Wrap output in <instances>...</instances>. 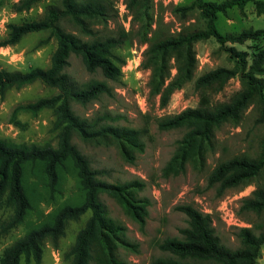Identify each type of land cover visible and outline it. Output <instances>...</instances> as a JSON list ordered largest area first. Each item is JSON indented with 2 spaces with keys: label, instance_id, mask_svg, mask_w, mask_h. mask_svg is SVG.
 <instances>
[{
  "label": "trees",
  "instance_id": "1",
  "mask_svg": "<svg viewBox=\"0 0 264 264\" xmlns=\"http://www.w3.org/2000/svg\"><path fill=\"white\" fill-rule=\"evenodd\" d=\"M43 1L19 0L13 4V10L28 12ZM126 1L135 19L141 14L148 15L151 0ZM250 3L256 5L258 14H264V0H193L188 5L177 6L174 13L183 21L198 12L201 26H187L160 38L145 52L143 64L151 71V93L160 96L163 108L176 90L194 80L197 43L215 39L234 63L231 69L220 67L194 81V89L200 93L199 107L158 121L161 131L185 132L163 169L165 178L184 173L189 164H203L207 152L214 148L216 131L227 123L239 124L251 105L258 106L256 122L264 127V46L254 53L251 62L246 52L227 46L258 40L264 37V29L222 33L218 28L220 14L226 15L234 8L243 10ZM118 18L114 0H60L59 6H46L42 19L7 25V35L0 41V48L15 46L27 35L41 31H50V37L57 41L48 68L36 67L26 72L0 69V96L37 82L58 90L55 96L17 106L12 116V122L20 125L17 118L20 112L36 115L44 109L52 110L58 143L53 147L0 139V210L10 212L0 224L1 234L8 235L23 225L37 203L56 202L63 195L62 185L69 176L74 178L77 192L47 214L40 225L5 248L0 264H21L23 259L40 264L45 243L50 240L58 248L69 223L79 221L88 212L90 217L65 254L66 264H126L118 256L119 246L128 245L125 229L109 216L101 200L103 194L113 198L141 227L146 224L149 202L137 196L143 185L105 181L103 171L94 169L73 141L78 138L85 144L116 146L128 161L135 159L136 150L143 151L140 131L112 123L115 119L108 113L89 119L79 117L72 109L73 102L84 106L104 96H113L110 82L120 81L126 64L117 50L128 39L124 28L106 34L109 24L117 23ZM66 24L75 32L68 31ZM73 55L82 60L89 73L100 72L103 80L92 79L81 85L75 82L67 73ZM172 69L176 71L174 76ZM234 77L240 78L241 90L229 102L213 103L211 96L220 93ZM263 172L264 137L258 156L241 154L218 163L208 177V186L216 187L221 196L228 189L251 185ZM177 210L188 217V227L180 230L181 238H167L158 244L169 257L157 259L153 264H257L264 246L263 185L242 201L240 211L252 213L260 220L252 227L239 229L240 247L235 250L220 243L210 214L191 205L178 206Z\"/></svg>",
  "mask_w": 264,
  "mask_h": 264
},
{
  "label": "rangeland",
  "instance_id": "2",
  "mask_svg": "<svg viewBox=\"0 0 264 264\" xmlns=\"http://www.w3.org/2000/svg\"><path fill=\"white\" fill-rule=\"evenodd\" d=\"M19 0H0V41L7 35L9 23H22L43 18L48 5H60V0H45L30 11L15 13L13 4ZM119 18L110 23L106 34H115L120 28L128 33V39L117 50L126 64L119 82H110L113 96H104L87 105L72 103V109L81 118H95L104 113L110 114L121 127L138 130L144 144L143 151H135L133 161L126 160L116 146L85 144L78 138L73 141L80 151L90 160L94 169L103 171V179L109 183L139 182L143 185L137 196L147 200L148 217L146 224H140L128 216L121 206L110 196L103 194L101 200L106 205L109 216L125 229L128 245H120L119 258L126 264H153L169 255L161 251L158 244L167 238H181V229L188 227V217L177 210L178 206L191 205L200 212L210 214L215 234L220 243L230 249L240 247L238 231L252 227L260 219L252 213L240 211L242 201L249 197L257 186H264V172L251 185L226 190L221 196L216 187L208 186V177L221 161L241 154L256 157L260 153V143L264 137V127L258 125V106L251 105L244 113L239 124L227 123L216 131L214 148L207 152L204 163L189 164L184 173L170 178L163 176V169L174 155L178 141L184 136V130L161 131L158 121L166 116L177 115L188 108L199 107L200 93L194 89V81L206 72L224 67L233 68L234 63L227 51L213 38L196 44L198 66L195 78L182 89L176 90L169 104L163 108L160 96L151 93V71L144 67L145 52L149 45L165 36L174 34L187 26H201L198 12H193L183 21L174 13L177 6L188 5L193 0H151L148 15L135 19L127 7L126 0H114ZM222 1V0H208ZM139 14V13H138ZM70 32L72 27L65 25ZM218 28L222 33L241 32L244 29H264V14H258L254 3L243 10L234 8L226 15L220 14ZM237 50L246 52L251 62L254 53L264 46V37L248 40L244 44H228ZM57 48V41L50 37V31L31 33L11 47L0 48V69L10 71H29L33 68H48ZM67 73L79 85L92 79L103 80L102 74H91L82 60L73 55ZM172 76L176 74L171 70ZM242 88L239 77L232 78L218 94L211 96L213 103L229 102ZM56 89L42 83H34L22 89L10 90L5 97L0 96V139L15 143L57 146L58 131L54 128L55 115L52 110L44 109L38 114L20 112V125L12 122L14 109L19 105L34 103L41 98L57 95ZM62 196L54 203L39 202L19 228L8 235L0 230V257L5 248L23 237L29 230L40 225L47 214L77 192L74 178L69 176L62 185ZM10 215L0 210V224ZM91 213L85 214L79 221L69 223L65 236L55 248L48 240L43 248L40 264H66L65 254L74 245L79 231L85 226ZM21 264H37L35 261ZM257 264H264V246Z\"/></svg>",
  "mask_w": 264,
  "mask_h": 264
}]
</instances>
